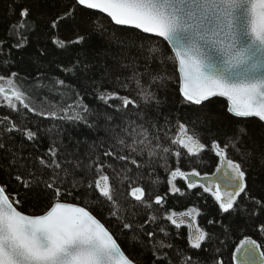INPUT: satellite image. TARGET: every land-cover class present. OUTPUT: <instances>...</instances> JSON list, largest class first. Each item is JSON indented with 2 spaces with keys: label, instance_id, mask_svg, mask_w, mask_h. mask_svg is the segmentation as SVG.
Here are the masks:
<instances>
[{
  "label": "snow or ice",
  "instance_id": "6c2138e0",
  "mask_svg": "<svg viewBox=\"0 0 264 264\" xmlns=\"http://www.w3.org/2000/svg\"><path fill=\"white\" fill-rule=\"evenodd\" d=\"M0 264H264V0H0Z\"/></svg>",
  "mask_w": 264,
  "mask_h": 264
}]
</instances>
